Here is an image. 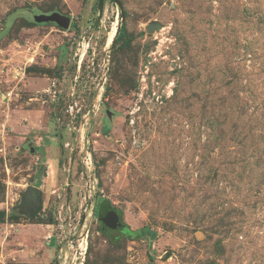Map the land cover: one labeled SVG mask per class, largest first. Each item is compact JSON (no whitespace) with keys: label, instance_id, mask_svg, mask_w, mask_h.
Returning a JSON list of instances; mask_svg holds the SVG:
<instances>
[{"label":"rangeland","instance_id":"rangeland-1","mask_svg":"<svg viewBox=\"0 0 264 264\" xmlns=\"http://www.w3.org/2000/svg\"><path fill=\"white\" fill-rule=\"evenodd\" d=\"M0 264H264V0H0Z\"/></svg>","mask_w":264,"mask_h":264},{"label":"water","instance_id":"water-1","mask_svg":"<svg viewBox=\"0 0 264 264\" xmlns=\"http://www.w3.org/2000/svg\"><path fill=\"white\" fill-rule=\"evenodd\" d=\"M32 20L35 24H52L62 30H67L70 26V19L58 12L35 14L32 16ZM153 29V27H148L146 30L151 32ZM39 194L38 189L29 187L25 195L29 200L35 201ZM99 219L109 229H114L117 226L118 216L111 209H107L103 214L99 215Z\"/></svg>","mask_w":264,"mask_h":264},{"label":"trees","instance_id":"trees-1","mask_svg":"<svg viewBox=\"0 0 264 264\" xmlns=\"http://www.w3.org/2000/svg\"><path fill=\"white\" fill-rule=\"evenodd\" d=\"M101 209V208H100ZM102 210V209H101ZM105 212V211H104ZM101 213H103V211L101 212Z\"/></svg>","mask_w":264,"mask_h":264}]
</instances>
